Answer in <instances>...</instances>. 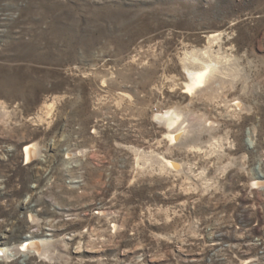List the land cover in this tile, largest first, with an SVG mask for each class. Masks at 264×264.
Wrapping results in <instances>:
<instances>
[{
	"label": "rangeland",
	"instance_id": "1",
	"mask_svg": "<svg viewBox=\"0 0 264 264\" xmlns=\"http://www.w3.org/2000/svg\"><path fill=\"white\" fill-rule=\"evenodd\" d=\"M214 32L235 75L182 94ZM0 106V246L55 253L0 264H264V0H0Z\"/></svg>",
	"mask_w": 264,
	"mask_h": 264
},
{
	"label": "bare ground",
	"instance_id": "2",
	"mask_svg": "<svg viewBox=\"0 0 264 264\" xmlns=\"http://www.w3.org/2000/svg\"><path fill=\"white\" fill-rule=\"evenodd\" d=\"M221 39L222 34L220 33H208L200 47H192L190 50L183 49L182 55L178 58L181 67V77L183 78V84L181 83L182 94L206 96L207 100L219 97L221 94L223 95L225 90L224 83L235 75L234 71H236V69L231 59L229 60L221 55L220 57L218 51L216 52L214 50V46L218 45ZM232 106L238 112L244 111V107L239 100H232ZM3 110L4 106H0V118L3 117L2 115L5 112ZM155 116L165 125L166 132L164 136L171 145L184 143L186 149L193 147L190 145V137H188L191 132L190 126L186 124V120L181 115V112L169 110L162 114H156ZM206 125L212 126L210 123ZM22 154L26 164L33 163L42 156L40 147L34 143L25 146ZM69 164H72V162H69ZM161 167L182 172L180 164L169 160L162 159ZM255 185L264 189V182L262 181L255 183ZM99 214L104 216L103 213ZM28 219L30 222L36 221L32 215H29ZM114 224L115 222L113 221L110 225L115 231L117 227ZM22 246H26L23 251H21ZM52 248H54V245L51 241L48 239L40 240V238L39 240L26 238L21 244L14 246H8L2 242L0 246V262H9L20 257H38L50 261L55 258V253L51 252L53 250Z\"/></svg>",
	"mask_w": 264,
	"mask_h": 264
},
{
	"label": "snow or ice",
	"instance_id": "3",
	"mask_svg": "<svg viewBox=\"0 0 264 264\" xmlns=\"http://www.w3.org/2000/svg\"><path fill=\"white\" fill-rule=\"evenodd\" d=\"M24 247H26V246H22V248H21V251H23V250H24Z\"/></svg>",
	"mask_w": 264,
	"mask_h": 264
}]
</instances>
